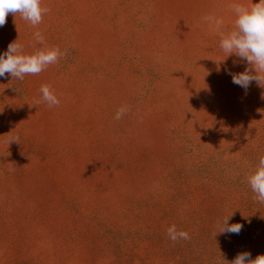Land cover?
I'll use <instances>...</instances> for the list:
<instances>
[{
    "label": "rangeland",
    "instance_id": "obj_1",
    "mask_svg": "<svg viewBox=\"0 0 264 264\" xmlns=\"http://www.w3.org/2000/svg\"><path fill=\"white\" fill-rule=\"evenodd\" d=\"M233 2L42 0L36 27L6 16L0 55L16 39L41 47L36 31L68 55L23 81L0 77V264L264 254V204L247 182L264 155V87L232 82L250 66L202 20L222 17L230 30ZM42 84L58 107L33 105ZM230 214L239 234L218 231ZM172 224L190 239L172 242Z\"/></svg>",
    "mask_w": 264,
    "mask_h": 264
},
{
    "label": "clouds",
    "instance_id": "obj_2",
    "mask_svg": "<svg viewBox=\"0 0 264 264\" xmlns=\"http://www.w3.org/2000/svg\"><path fill=\"white\" fill-rule=\"evenodd\" d=\"M231 9L235 19L228 31L223 30L225 22L222 17L210 14L203 16L202 20L221 37L220 47L226 56L235 54L250 66L239 74L230 73L232 82L245 90L253 81L264 87V0H258L257 3H253L252 0L248 3L234 0ZM48 11V8L42 7V0H0V27L5 25L9 13L15 16L19 14L22 20L36 27ZM33 37L41 47L31 52L26 51L17 39L9 43L7 51L0 55V77L10 74L13 78L23 81L26 75H38L49 65L58 63L61 58L68 55L66 50L62 52L57 46H49L40 31L34 32ZM40 92L41 99L36 100L33 105L46 103L49 108L60 105V100L49 84H42ZM127 111L126 106H121L114 118L120 120ZM10 141L19 142V137H9L8 144ZM247 182L255 193L254 200L264 204V155L260 156L256 166L251 169ZM230 216L231 214L219 222L218 231L239 234L243 225L229 224ZM167 235L172 242L190 239L189 233L178 230L175 224L167 228ZM231 264H264V254L251 259L248 252H243L238 254Z\"/></svg>",
    "mask_w": 264,
    "mask_h": 264
}]
</instances>
